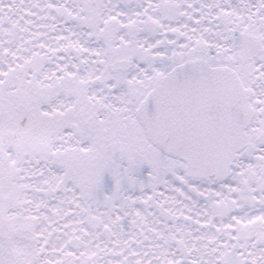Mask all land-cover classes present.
I'll return each mask as SVG.
<instances>
[{"label": "snow or ice", "instance_id": "6c2138e0", "mask_svg": "<svg viewBox=\"0 0 264 264\" xmlns=\"http://www.w3.org/2000/svg\"><path fill=\"white\" fill-rule=\"evenodd\" d=\"M0 264H264V0H0Z\"/></svg>", "mask_w": 264, "mask_h": 264}]
</instances>
